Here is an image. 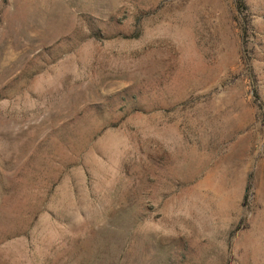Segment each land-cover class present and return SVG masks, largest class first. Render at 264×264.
<instances>
[{
  "label": "rangeland",
  "instance_id": "obj_1",
  "mask_svg": "<svg viewBox=\"0 0 264 264\" xmlns=\"http://www.w3.org/2000/svg\"><path fill=\"white\" fill-rule=\"evenodd\" d=\"M0 264H264V0H0Z\"/></svg>",
  "mask_w": 264,
  "mask_h": 264
},
{
  "label": "trees",
  "instance_id": "obj_2",
  "mask_svg": "<svg viewBox=\"0 0 264 264\" xmlns=\"http://www.w3.org/2000/svg\"><path fill=\"white\" fill-rule=\"evenodd\" d=\"M236 1H240V0H236Z\"/></svg>",
  "mask_w": 264,
  "mask_h": 264
}]
</instances>
